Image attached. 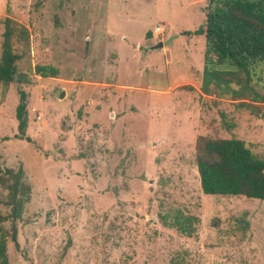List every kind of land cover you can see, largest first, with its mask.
Instances as JSON below:
<instances>
[{"label":"rangeland","instance_id":"1","mask_svg":"<svg viewBox=\"0 0 264 264\" xmlns=\"http://www.w3.org/2000/svg\"><path fill=\"white\" fill-rule=\"evenodd\" d=\"M207 6L0 0V56L5 17L28 33L27 46L15 41L28 83L0 84V165L23 167L31 186L8 264H264V201L200 189V135L243 140L264 160V63L205 73V41L184 33ZM178 213L198 219L191 237L174 227Z\"/></svg>","mask_w":264,"mask_h":264},{"label":"trees","instance_id":"2","mask_svg":"<svg viewBox=\"0 0 264 264\" xmlns=\"http://www.w3.org/2000/svg\"><path fill=\"white\" fill-rule=\"evenodd\" d=\"M3 33L0 56V84L7 87L15 82L28 83L26 75L17 67L22 55L15 41L28 44L27 30L10 17L2 20ZM188 37L202 38L204 72L231 74L248 73L258 63H264V0H208L205 22ZM35 73L42 78L55 77L56 69L36 66ZM19 101L15 109L18 136L27 127L26 93L19 87ZM195 164L200 189L204 196L240 197L264 201V160L259 158L245 141L212 139L198 136L196 139ZM31 186L26 180L23 167L2 168L0 165V264H8L7 242L16 243L15 222L20 220L25 206L30 202ZM10 221L6 230L4 224ZM198 219L178 213L173 225L178 232L191 237Z\"/></svg>","mask_w":264,"mask_h":264},{"label":"water","instance_id":"3","mask_svg":"<svg viewBox=\"0 0 264 264\" xmlns=\"http://www.w3.org/2000/svg\"><path fill=\"white\" fill-rule=\"evenodd\" d=\"M162 47H163L162 42H159L156 45H154L152 49L157 50V49H161ZM64 95H65V91L63 89L58 91V99H62Z\"/></svg>","mask_w":264,"mask_h":264},{"label":"built area","instance_id":"4","mask_svg":"<svg viewBox=\"0 0 264 264\" xmlns=\"http://www.w3.org/2000/svg\"><path fill=\"white\" fill-rule=\"evenodd\" d=\"M154 33L159 37H162L163 36V30H162V28L161 27H156L155 29H154Z\"/></svg>","mask_w":264,"mask_h":264}]
</instances>
